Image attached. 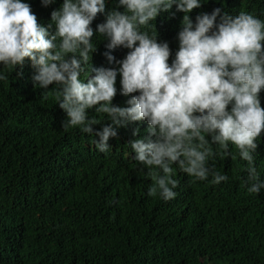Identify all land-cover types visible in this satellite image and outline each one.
Returning <instances> with one entry per match:
<instances>
[{
	"label": "trees",
	"instance_id": "1",
	"mask_svg": "<svg viewBox=\"0 0 264 264\" xmlns=\"http://www.w3.org/2000/svg\"><path fill=\"white\" fill-rule=\"evenodd\" d=\"M26 2L38 22L53 32L50 13L62 0L48 6L40 0ZM113 6L107 0L106 10ZM216 7L264 19V0H204L189 16L194 21ZM170 11L175 14L162 12L151 22L157 40L169 44V63L183 16L174 5ZM103 21L98 13L93 30ZM105 44L96 41L93 67L117 66L103 55ZM127 51L111 50L116 59ZM33 74L25 58L22 68L0 81V264H264V190L258 196L248 192L241 171L246 162L234 146L230 157L218 155L214 161L227 182L213 185L211 176L195 180L173 166L179 180L176 197L149 196L154 181L132 158L128 144L136 138L132 128L139 129L138 136L146 135V122L117 128L109 151L100 152L79 126L62 125L66 113L56 103L55 86L34 87ZM116 88L112 103L127 106L119 75ZM259 96L264 108V90ZM86 111L104 119L94 109ZM256 155L264 180V131Z\"/></svg>",
	"mask_w": 264,
	"mask_h": 264
},
{
	"label": "clouds",
	"instance_id": "2",
	"mask_svg": "<svg viewBox=\"0 0 264 264\" xmlns=\"http://www.w3.org/2000/svg\"><path fill=\"white\" fill-rule=\"evenodd\" d=\"M40 2L48 6L55 0ZM106 2L62 0L50 13L55 26L50 33L26 0H0V69L7 70H0V81L27 58L34 69L33 86H55L56 103L66 113L62 125L79 126L100 152L109 151L117 128L145 121L146 135L132 128L136 138L128 144L132 158L154 181L149 196L176 197L179 180L173 166L195 180L211 176L213 185L227 182L214 161L218 155L230 157L232 146L246 162L241 171L248 192L258 196L264 190L256 166L264 131L259 96L264 90V19L216 7L193 21L189 13L204 0H113L108 10ZM173 5L183 16L169 63V44L157 40L151 22L162 12L174 15ZM98 13L104 21L94 31L91 22ZM93 37L106 40L103 55L117 66L91 65ZM121 47L128 51L116 59L111 50ZM117 75L120 93L129 96L127 106L112 103ZM87 109L104 119L89 116ZM96 124L101 128L94 129Z\"/></svg>",
	"mask_w": 264,
	"mask_h": 264
}]
</instances>
